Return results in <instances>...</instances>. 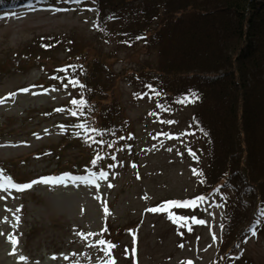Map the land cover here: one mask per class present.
Listing matches in <instances>:
<instances>
[{
  "label": "rangeland",
  "instance_id": "rangeland-1",
  "mask_svg": "<svg viewBox=\"0 0 264 264\" xmlns=\"http://www.w3.org/2000/svg\"><path fill=\"white\" fill-rule=\"evenodd\" d=\"M63 3L50 0L0 10V100L4 101L0 103V166L23 175L26 184L42 177L89 176L70 169L75 162H86L77 157L86 150L80 145L72 148L74 139L64 141L62 135L74 121L72 115L55 109L69 110L68 102L74 96L51 77V70H60L69 55L89 53L92 60L97 57L104 63L101 77L117 104L113 120L122 136L108 147L117 152L107 163V179H96L98 189L67 182L35 184L10 195L0 192L5 197L0 199V264H106L109 257L97 245L101 239L116 245L111 255L115 264H264V196H244L235 184H224L226 189L208 188L209 144L191 126L199 105L166 102L156 90L143 85L149 82L154 87L146 71L164 63L154 41L118 38L124 27L140 34L133 15L114 11V20L102 24L91 1L77 0L69 7ZM176 60L180 59L175 58L172 66ZM81 62L76 65L80 69ZM141 67L143 82L133 75ZM94 136L92 132L85 134L88 140L82 137L86 146L96 145ZM47 148H56L60 158L40 156ZM0 172L6 173L1 168ZM8 177L20 181L19 174ZM200 196L206 199L198 207L171 208L176 217L187 218L184 227L174 223L166 211H148L166 202ZM247 201L253 204L244 206ZM258 201L263 203L259 206ZM105 206L109 215H105ZM240 211L244 220L226 221L230 213ZM193 218L205 223L194 224ZM251 220L254 224H249ZM253 227L255 236L250 232ZM10 237L18 241L15 248Z\"/></svg>",
  "mask_w": 264,
  "mask_h": 264
},
{
  "label": "trees",
  "instance_id": "trees-1",
  "mask_svg": "<svg viewBox=\"0 0 264 264\" xmlns=\"http://www.w3.org/2000/svg\"><path fill=\"white\" fill-rule=\"evenodd\" d=\"M48 1L50 0H0V10ZM57 1L64 2L62 5L69 7L70 3L77 0ZM93 1L99 23L106 22L104 20L107 14L103 13L105 9L110 12L121 10L123 14L135 15L134 22L139 24L140 34H131L128 28L124 27L118 38L127 37L132 41L139 38L147 43L154 41L156 51H159V57H162L164 63L160 62L157 69L151 66L147 69V80L154 87L148 85L149 82L144 83V87L151 86L166 102H180L187 98L185 102H193L194 99V103L199 105V111L192 117L191 126L209 144L208 168H211V182L208 188L219 190L224 184H235L240 187L242 195L263 198L264 0ZM163 38L167 40L166 45L161 40ZM88 55L80 54L74 58L66 56L67 64L63 62L64 65L60 68H67L66 73L51 70V77H59L54 80L60 82V88L73 91L74 94L68 102L69 110L62 107L55 109H63V112L70 116L74 110L71 103L73 99L86 102L76 116L72 115L74 123L68 126L67 132L62 135L64 141L76 140V146L72 145V148L76 149L80 145L86 150L80 151L77 156H82L86 162H75L70 169L88 173H98L102 170L107 172V163L114 160L112 157L117 152H110L108 147L121 138L122 129L116 128L117 124L113 120L116 118L117 104H114L112 90L105 87L101 77L106 69L104 63L97 57L92 60ZM175 58L180 60H176L172 66ZM71 61L73 63L68 64ZM80 61V66H83L81 69L76 66ZM47 65L51 67L50 64ZM55 67L56 65L51 68ZM78 70L81 75L77 77ZM143 70L141 67L133 73L141 82L144 78L140 72ZM45 72L47 73V70ZM85 77L89 80H85ZM73 78H76L75 81L82 87L70 88L69 81ZM191 91L193 92L190 93ZM50 110L47 111L55 112L54 109ZM81 124L86 125L87 129L97 130L92 137V140L95 139L92 141L96 143L95 146L88 147L83 142L82 135L84 140L88 139L85 138V131L78 127ZM103 146L105 150L102 149ZM43 154H50L57 160L60 158L56 148H47L40 156ZM97 156L103 159L97 160ZM57 160L56 165L59 164ZM3 167L0 166L7 176L11 174L15 177L19 174L20 181L17 182L21 185L28 182L20 173L4 164ZM235 185L232 188L238 191ZM226 186L223 189H226ZM262 203L263 201H258L259 206ZM252 204L249 201L243 203L248 207ZM260 208L262 209V206ZM243 216L245 214L242 211L238 214L233 212L227 216L226 221L232 224L235 218L236 222L244 220ZM253 223L251 220L249 224Z\"/></svg>",
  "mask_w": 264,
  "mask_h": 264
},
{
  "label": "snow or ice",
  "instance_id": "snow-or-ice-1",
  "mask_svg": "<svg viewBox=\"0 0 264 264\" xmlns=\"http://www.w3.org/2000/svg\"><path fill=\"white\" fill-rule=\"evenodd\" d=\"M59 71H64L67 72L68 69H60ZM52 79H59V77H52ZM69 83H71L74 87L75 86H80L82 87V85H79L78 81L75 80H70ZM65 87H67V85H65ZM150 91H153V89H151V86H148ZM55 89H53L54 91ZM24 92L29 91L28 89H24L22 90ZM47 91V90H46ZM156 95H159V93H155ZM14 95V94H13ZM185 100H187V98H185ZM185 100H181V103H184ZM3 100H0V103H3ZM191 102V101H189ZM71 103L74 105V110L71 111V115L76 116L78 112H80V110L83 108V106L85 105V101L80 100L77 101L75 99H73L71 101ZM57 111H64L63 109H57ZM82 114V112H81ZM166 123H174V121H165ZM63 127V126H61ZM78 127H80L83 131H85V133L87 134V132H95L97 130L95 129H87L86 125H79ZM80 133H77V135H79ZM99 134V133H98ZM172 138V137H169ZM100 143H103V141H100ZM171 150V149H169ZM193 156H195L194 153H190ZM113 159H115V157H112ZM97 160L99 159H103V157L101 156H97L96 158ZM96 160L93 161V165H95ZM193 173L196 175H200V173H198L195 169L193 170ZM107 173L101 171L99 173V175L97 176V174L95 173H90L88 177H71V176H61V177H42L39 180L36 181H32L31 183L28 184H17L15 183L11 177H7L5 176L2 172H0V192H5L8 193L9 195L11 194V192L14 190L16 192H23L26 190L31 189L35 184H44V185H48V186H55V185H66L67 182H71L73 184H77V183H83V184H87V185H94L97 189L99 188V185L96 184V179H107ZM109 187H112V185H108ZM0 199H5L4 196H0ZM205 197L200 196L197 197L195 200L192 201H185V202H166L164 205L158 207V208H154V209H149L148 211L151 212H162V211H166L168 212L169 218L173 220L174 223H179L180 226L184 227L187 225V218L185 217H176L174 213H172L170 210L171 208H195L199 206V203L205 201ZM18 211V209H17ZM105 211V215H109L110 213L108 212L107 206H105L104 208ZM262 215H264V210H262ZM7 218H5L6 220ZM17 221H18V217H16ZM192 223L194 224H204L205 222L203 220H196L195 218H193ZM189 231H191V228H188ZM104 231H107V229H105ZM250 232L252 234V236L256 235V230L255 227L250 229ZM82 236V238H85L83 236V234H80ZM90 235H94L92 233L88 234ZM10 242L13 244V247L15 248L16 244L18 243V241L14 238V237H10ZM134 242H135V237H133ZM215 239V237H214ZM97 245L98 246H102L101 247V251L104 252L106 257H109L108 261L106 262V264H115V260L111 258L112 255V249L116 247V245L112 244L110 241H106V240H99L97 241ZM14 254V253H13ZM132 254L135 255V248H133L132 250ZM26 258L25 257H20L21 261H24ZM65 259H67V257H65Z\"/></svg>",
  "mask_w": 264,
  "mask_h": 264
},
{
  "label": "bare ground",
  "instance_id": "bare-ground-1",
  "mask_svg": "<svg viewBox=\"0 0 264 264\" xmlns=\"http://www.w3.org/2000/svg\"><path fill=\"white\" fill-rule=\"evenodd\" d=\"M89 1H91V3L95 5V2H94L93 0H89ZM105 11H106V12H105ZM113 12H114V11H111V12H110V11H108V10L105 9V10L103 11L104 14H107L105 20H108V19H111V20H112V19H113V15H114ZM127 15H132V14L127 13ZM123 16H124V15H123ZM133 16H135V15H133ZM119 17H120V16H119ZM134 18H135V17H134ZM113 20H114V19H113ZM118 20L120 21V23L124 22V21H122L121 18L118 19ZM129 22H130V21H129ZM161 40L164 41L163 43H164L165 45L167 44V40H166V39L163 38V39H161ZM192 92H193V91H191L190 93H192ZM194 97H195V94L193 95V98H194ZM191 98H192V97H191ZM193 102H194V99H193ZM194 130H195V129H194ZM195 131H196V130H195Z\"/></svg>",
  "mask_w": 264,
  "mask_h": 264
}]
</instances>
